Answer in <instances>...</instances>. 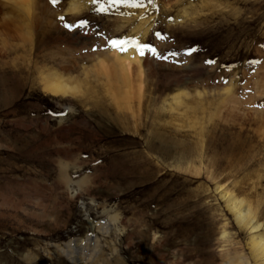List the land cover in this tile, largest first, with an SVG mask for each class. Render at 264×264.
I'll return each mask as SVG.
<instances>
[{
  "label": "rangeland",
  "instance_id": "obj_1",
  "mask_svg": "<svg viewBox=\"0 0 264 264\" xmlns=\"http://www.w3.org/2000/svg\"><path fill=\"white\" fill-rule=\"evenodd\" d=\"M224 190L264 222V0H0V264H236Z\"/></svg>",
  "mask_w": 264,
  "mask_h": 264
},
{
  "label": "bare ground",
  "instance_id": "obj_2",
  "mask_svg": "<svg viewBox=\"0 0 264 264\" xmlns=\"http://www.w3.org/2000/svg\"><path fill=\"white\" fill-rule=\"evenodd\" d=\"M113 59L116 60V64L113 65L115 69H112L113 71L110 74L126 80L128 78L126 73L128 67L123 63L124 58L119 54H113ZM106 61L101 59L97 68L106 69L109 73L111 69L108 70L109 65ZM106 72L104 73L106 74ZM49 78L50 80L45 85L46 91L59 95L69 94L71 89L63 82L62 77H58L57 74H51L47 80ZM179 98L180 96L176 95V101ZM220 197L226 203L228 211L233 215L238 229L241 231L245 230L250 236L247 243L249 249L248 257L245 260L238 261L236 264H264V222L261 220L262 218L260 219L258 210L248 203L245 198L238 197L229 190L221 191ZM228 236L227 231L224 230L222 237L228 239Z\"/></svg>",
  "mask_w": 264,
  "mask_h": 264
},
{
  "label": "snow or ice",
  "instance_id": "obj_3",
  "mask_svg": "<svg viewBox=\"0 0 264 264\" xmlns=\"http://www.w3.org/2000/svg\"><path fill=\"white\" fill-rule=\"evenodd\" d=\"M50 2L55 6L59 0H50ZM93 3H96L97 0H92ZM149 2L151 3L152 0H149ZM110 3L112 4H129L132 7H140L142 6V0H110ZM107 9L104 8L103 6L100 7L99 11H106ZM59 19H61L62 21L64 20V17H60ZM86 22H80V24L78 26L83 27L85 26ZM65 28H68L69 30H71L72 28L76 27V25H71L68 23L64 24ZM110 46L117 48V50L122 51V52H126L128 50V47H135L138 54L143 56L145 54V50H148L150 52H152L154 55L156 54V50L154 48H152L150 45H146V44H141L138 39L136 38H128V39H119V40H112L110 41ZM166 59V57H163ZM209 63H212V61H209ZM255 63H259L258 61H256Z\"/></svg>",
  "mask_w": 264,
  "mask_h": 264
}]
</instances>
